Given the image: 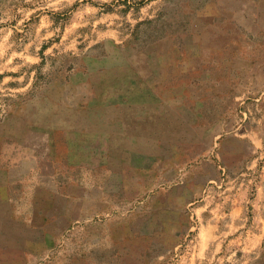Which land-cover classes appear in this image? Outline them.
Returning <instances> with one entry per match:
<instances>
[{
  "label": "rangeland",
  "instance_id": "obj_1",
  "mask_svg": "<svg viewBox=\"0 0 264 264\" xmlns=\"http://www.w3.org/2000/svg\"><path fill=\"white\" fill-rule=\"evenodd\" d=\"M48 116L153 164L94 264H264V0H0V127Z\"/></svg>",
  "mask_w": 264,
  "mask_h": 264
},
{
  "label": "crops",
  "instance_id": "obj_2",
  "mask_svg": "<svg viewBox=\"0 0 264 264\" xmlns=\"http://www.w3.org/2000/svg\"><path fill=\"white\" fill-rule=\"evenodd\" d=\"M54 118L0 127V264H94L87 250L72 247L75 230L97 227L103 239L117 218L125 222L128 166L142 174L153 168L143 157L134 160L135 153L130 164L120 153L113 165L110 148H95L94 131L90 144L80 146L76 121ZM136 184L139 198L153 195L154 186L138 178ZM157 197L147 202L150 216Z\"/></svg>",
  "mask_w": 264,
  "mask_h": 264
}]
</instances>
